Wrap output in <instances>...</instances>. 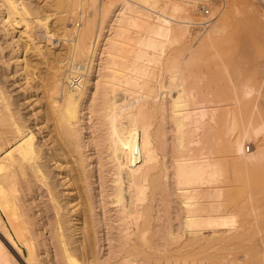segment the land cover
I'll use <instances>...</instances> for the list:
<instances>
[{
  "label": "bare ground",
  "instance_id": "6f19581e",
  "mask_svg": "<svg viewBox=\"0 0 264 264\" xmlns=\"http://www.w3.org/2000/svg\"><path fill=\"white\" fill-rule=\"evenodd\" d=\"M201 1L0 0V264H18L12 249L26 264L40 260L21 201L31 180L47 192L60 264H240V259L264 264V235L257 236L260 227H250L264 214V146L250 155L244 151L252 135L264 130V119L246 115L251 96L245 95L238 111L226 113L223 134L216 131L219 103L209 87H198L204 74L200 62L207 61L201 54L208 48L220 51L236 38L224 7L203 0L205 14ZM199 12L205 19L196 21L208 20L203 41L181 47L185 24ZM255 19L264 31V14L255 13ZM54 39L67 44L65 54L60 52L64 56L52 53ZM29 49L34 63L23 55ZM10 62L25 81L22 97L3 82ZM97 64V79L90 83ZM244 80L258 83V75L249 73ZM91 85V101L99 102L88 109L100 126L88 124V134L99 131L97 141L95 134V140L89 137L109 164L105 198L117 222L116 249L105 263L95 258L94 207L86 164L79 158L86 128L77 125L85 119L80 111ZM24 99H32L33 113L24 110ZM167 115L173 145L169 165L159 154L167 151L159 147L167 144ZM232 182L251 185L239 188ZM172 195L180 205L174 214L179 225L154 224L155 229L152 221L160 222L163 209L156 205L170 209ZM238 217L250 225L240 226Z\"/></svg>",
  "mask_w": 264,
  "mask_h": 264
},
{
  "label": "rangeland",
  "instance_id": "374dc122",
  "mask_svg": "<svg viewBox=\"0 0 264 264\" xmlns=\"http://www.w3.org/2000/svg\"><path fill=\"white\" fill-rule=\"evenodd\" d=\"M215 1L213 3L214 7H218V8L221 7V9L224 7V12L231 16L232 26L230 29V33L233 34V36L236 38V40L231 44L225 43L223 46L219 47L218 50L222 49L220 51H216L215 49L208 48L202 52V54H201V58H203L202 60H204V57H205V58H207L206 59L207 61L206 62L205 61L200 62V63H202L201 66L204 69V71H202V73H204V74L203 75L201 74L202 76H200L202 79L200 78L201 80H199L198 87L201 91L204 90L205 88L209 87L210 90L212 91V95H213L214 99L216 101H218L220 110L216 112V115H217L216 124L218 126L216 131L222 135L223 130H224L223 126H225L223 124L229 123V122H227V120H225L226 118H224L226 113L230 112V110L231 111H238V107L242 106V104H243L245 95H246V97L251 96L250 102H248V105L246 104L247 106L244 107V108H246V115H249L250 119H252L254 121H259L261 119H264V79L262 80V78L264 77L263 76L264 73L262 74V72H264L263 71L264 53H262V55L259 53V50L261 48H263V50H264V31L258 27V24H257L256 19H255V13L257 14V12H261L264 14V4L261 0H223V1L222 0H215ZM223 2H224V5H223ZM211 11H212V9H211ZM202 17L203 16L199 12V14L194 16V18L191 19L190 22L188 21V23L185 24V25H187L186 27L184 25V27L187 29L184 30V32L185 31L186 32L184 33V36L182 37L183 42H182L181 47H184V48L193 47L194 48L198 45L199 42L203 41V39H204L203 36L205 35V31H207V30H205L206 28H202L201 30H198L194 27L193 28L191 27L192 24L197 19H199V20L205 19ZM108 34H109V30L105 31L104 38H107ZM241 39H243V40H241ZM54 40H53V44H51V49L53 50L52 53L55 54V52H56V54H58V55L60 54V57L64 56L63 53L65 54V52H66V49H67L66 45L67 44L66 43L64 44V42H62V40L60 41L61 42V44H60V42H58L60 39H54ZM0 41L2 42V40H0ZM242 42H243V44H242L243 49L241 46ZM245 42L247 44H245ZM4 45L5 44H3L2 46H4ZM22 46L24 47V44L23 45L21 44L20 50H26V48L23 49ZM63 49H65V50H63ZM7 50H8V48L4 49L3 55L7 52ZM215 51L219 52V54L215 53ZM31 52H32V49H29V50H27L26 53L24 52L23 55H25L26 58L28 57L29 59L28 58L27 59L29 61L35 62L36 61L35 57L33 56V53H31ZM60 52H63V53H60ZM210 53L211 54L213 53L216 56V58H215V56H212L213 54L211 55ZM209 55H211L212 57ZM218 55H220V56L218 57ZM31 56H32V58H31ZM212 60H214V61H212ZM34 62H32V63H34ZM208 65H210V66H208ZM39 66H40L39 68H42V66L40 64H39ZM98 68H99L98 64L96 66H94L92 73H91L90 83H93V81L95 79H97L96 75L98 74L97 71H99ZM5 69L6 70H4V71H6V73H5L6 77L3 76V77H5L4 78L5 80L3 82L4 83L6 82L5 84H7L9 81V84L11 87L8 84L7 85L9 87V89L11 88L10 90L12 91V94L16 97V96H18V95H16L17 94L16 92H18V94H19L18 97H22L23 93H27V90L25 89V81H24L22 75L21 76L19 75V74H21V72H19L20 70L15 72V69H16L15 65L12 64L11 62L8 66V69L6 67H5ZM249 73H253V74L255 73L258 75V83L257 82L254 83L251 80L250 81L244 80L245 82L242 81L243 78L246 75H248ZM11 77H14V79ZM198 79H199V77H198ZM239 81H242L244 84H242V82L240 84ZM241 86H242L241 89H237V88H240ZM93 87L94 86L91 85V87L88 89V92L86 94L87 96L85 97V99H87V101L85 103L86 105L83 104L81 111H80V117H83L85 119L81 118V120L83 122H80L77 125V126L82 125V127L86 128V130H83L80 133V135L82 137L80 136L81 139L79 141L80 142L79 144H81V146H83V147L79 148V152L81 153V154H79V158H80L81 162L86 164V165H84L85 166L84 172L88 176V179H87L89 182L88 190H89V193H91V195H92V202H93V207H94V216L93 217L95 219L93 218V221L95 224L94 228L96 231L95 237H97V239H98V240L96 239V242L97 241L98 242L94 245V252L96 251L95 254L97 253V255H95V258L97 257V261L99 263H105L106 260L110 259L111 254L116 249L115 246L117 245V241H116L115 237H116L117 233H116V229H114V228H116L117 222L113 220L116 217V212L114 210L115 208L113 205H108V199L105 198V195H106L105 193H107V192L110 193V189H109L110 182L108 181L110 178L108 176H110V175L108 174L109 171H107V170H109V167H107V166H109V164H108L107 159H105V153H103V151H101V149L96 148L98 142L93 141V139L95 140V138H96L95 141H97V134H99V131L96 130L95 133H92L90 131V133L92 135L88 134L89 129H90L89 127H93L95 129H97L100 126L97 123L96 113H89V109L91 107L95 108L97 103L99 102L98 100H96L94 102L91 101L92 100L91 96L93 95V93H95ZM21 90H22V92H19ZM234 90H235V92H234ZM96 92H97V97H99L100 92L99 91H96ZM28 100H32V99L22 100L24 105H26L25 106L26 108L24 110L25 111L28 110L29 111L28 113H30V110H31L33 113V110H32L33 106L31 105V102ZM89 103L92 104V105H90L91 107L89 106ZM88 113H89V115H88ZM85 115H86V117H85ZM246 115L244 113L245 117H246ZM87 118H89L88 119L89 121L87 120ZM168 118H169V116L167 115L165 118L166 120L164 121V126L166 127V128L164 127L166 129V135H165L166 138H164V139H166V140H164V142H163L164 144H166V143L167 144H166V147L164 145H162L163 147L159 146L160 148H162V150H163V148H165V150H167V151H165V154L167 153L166 154L167 156H165L164 151L159 152V154L163 153V155H164L163 161H165V163L168 161V159L170 160V163H171L172 156H173L172 136H171V131L169 129L170 122H168L169 121ZM85 121H87V122H85ZM87 125L89 127H87ZM220 125H223V126H220ZM167 128H168V130H167ZM236 132L237 131H235L234 134ZM89 135L92 136L91 138H93V135L96 137L93 139H90ZM261 146H264V130L260 131L257 134L252 135L250 140L245 143L244 151H245L246 155H248V154L250 155L251 153H254V151L255 152L258 151V149ZM96 152H98V153H96ZM99 153H100V155H99ZM96 155H99L100 159H98V157ZM160 155H162V154H160ZM163 155H162V157H163ZM97 160H100L101 162L100 161L97 162ZM105 163H107V164H105ZM170 163L167 162V165H169ZM97 165H100L99 169L97 168L98 167ZM101 165H103V166H101ZM106 172H108V173H106ZM100 180H101V182H100ZM170 180L168 181L169 190H171L170 189L171 188ZM31 181H30L29 188L27 185H26V187H24L25 190L21 194V196H23V197H21V201L23 202L22 204H24V206L22 205L24 207V212H26V215L28 213V215H29L28 218H30V220L29 219L28 220L32 223V224L31 223L30 224L32 225L33 230L35 229L34 234L36 236L34 235L35 236L34 238H35V240L37 239V242H38L37 244L39 245V246L37 245L38 246L39 259H40L38 264H60L59 257L57 256L56 248H55V245L53 244V239H52V235H51V229L50 228H51L53 220H54V218H53L54 214L51 212V210H50L51 208L49 207L50 202H49L47 192L44 189V187L41 186L39 183L35 182L34 180H33L34 182L33 181L31 182ZM106 182H108V183H106ZM100 183L102 184V187H101ZM233 183L236 186H239V188L240 187L247 188L251 185L250 183H246V185L242 186L240 184H237L238 182H232V184ZM234 184H233V186H235ZM102 191H103V193H102ZM170 197H171V203H170L171 208L168 209L170 213L168 212V210H164L163 206H161V205L157 206L156 205V208L159 207L158 209H160L161 207L163 208V209H160L161 211H160V213H158V215L159 214L162 215L161 217L164 220L162 218H160V222H159V220L157 221V219H154L152 221L153 225L155 224L158 227H160L162 224L163 226H161V227L162 228L166 227V229H167V227L169 226L168 223L171 222L172 224L171 223L170 224L172 226L174 225L175 229H176V227H178L176 225H179V223L178 224L176 223L177 218L175 219L174 214L176 213V211H179L178 209H180V205L178 204V200L175 197V195H172ZM111 209H112V211H111ZM103 210L105 212H103ZM155 211H156V209H155ZM165 212L168 213V215L167 214L165 215L164 214ZM50 213H52L53 215ZM169 214H170V216H169ZM263 216H264V214L260 218H258V220H257V221H259V219L262 220V222H261V220L259 221L260 224H257L256 222H254V223L252 222L253 224H255V223L256 224H255V226H253V224H252L253 227L250 226L252 231H255L254 227L257 226V229L260 227L259 230L261 232L259 234H257V236H259V237L264 235V228H263L264 217ZM237 219L240 220V222L238 221V224L240 225L242 222V217H241V219H240V217H238ZM250 219H252V221L254 220L253 218H250ZM177 220L179 221V219H177ZM163 223H165V225ZM248 223L250 225V222H248ZM248 223L245 222V223H243V225L244 224L248 225ZM110 225H113L112 226L113 228ZM155 225H154V228L157 227ZM243 225L241 224L240 226H243ZM246 225H244V227H246ZM261 228H262V230H261ZM153 231L155 232L154 229H153ZM0 236H1V234H0ZM109 236H111V238ZM113 238L115 239V242L113 241L114 240ZM110 239H113V240H110ZM114 243H115V245H113L114 246L113 247L112 244H114ZM111 246L113 247L112 249H111ZM23 251H24V254L26 256L25 248H23ZM11 253L13 254V257L16 259L18 264H26L23 257H21L19 255V253L15 252V250L13 252V249H12ZM237 254L241 256V253H237ZM239 263L242 264L243 260L240 259Z\"/></svg>",
  "mask_w": 264,
  "mask_h": 264
},
{
  "label": "built area",
  "instance_id": "2783aa9c",
  "mask_svg": "<svg viewBox=\"0 0 264 264\" xmlns=\"http://www.w3.org/2000/svg\"><path fill=\"white\" fill-rule=\"evenodd\" d=\"M204 1H207V0H204ZM264 4V3H263ZM199 7V10L203 11L205 14L208 13V8H207V4L203 3V0L199 3L198 5ZM208 23V20H205V21H196L195 22V28L198 29V30H201L204 26H206Z\"/></svg>",
  "mask_w": 264,
  "mask_h": 264
}]
</instances>
